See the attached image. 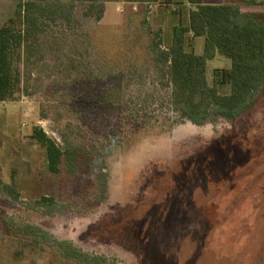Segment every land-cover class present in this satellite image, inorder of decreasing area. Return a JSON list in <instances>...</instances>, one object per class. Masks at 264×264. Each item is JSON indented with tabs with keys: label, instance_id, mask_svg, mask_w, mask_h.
Listing matches in <instances>:
<instances>
[{
	"label": "rangeland",
	"instance_id": "obj_1",
	"mask_svg": "<svg viewBox=\"0 0 264 264\" xmlns=\"http://www.w3.org/2000/svg\"><path fill=\"white\" fill-rule=\"evenodd\" d=\"M37 1L20 89L0 101V264H69L72 247L75 264H264V96L231 122L182 120L151 49L174 4ZM229 66L208 59V82ZM35 126L77 159L48 171Z\"/></svg>",
	"mask_w": 264,
	"mask_h": 264
},
{
	"label": "trees",
	"instance_id": "obj_2",
	"mask_svg": "<svg viewBox=\"0 0 264 264\" xmlns=\"http://www.w3.org/2000/svg\"><path fill=\"white\" fill-rule=\"evenodd\" d=\"M186 1L190 4L188 21L173 27L172 41L167 49L160 47L159 33H154L151 42L154 59L161 64L162 73L171 84V102L182 120L199 125L234 121L247 114L257 99L264 96V10L256 7L260 0H245V4H253L251 7L239 3ZM43 6L35 0L21 1L16 15H22L24 27H16L13 18L0 26V101L13 98L20 89V48L36 35L40 16L37 14L44 12ZM188 31L194 36H203L201 54L186 49L189 42L185 33ZM216 54L228 57L230 66L214 68L210 84L206 63ZM223 85L228 87L227 92L220 91ZM31 136L45 151L48 171L58 173L63 161L73 163L77 159L76 150L65 151L40 127H33ZM3 186L14 188L13 185ZM44 199L53 200L52 197ZM32 231L39 234L36 229ZM65 252L76 261L81 256L75 247ZM103 258L92 256L82 261L84 264H107Z\"/></svg>",
	"mask_w": 264,
	"mask_h": 264
},
{
	"label": "crops",
	"instance_id": "obj_3",
	"mask_svg": "<svg viewBox=\"0 0 264 264\" xmlns=\"http://www.w3.org/2000/svg\"><path fill=\"white\" fill-rule=\"evenodd\" d=\"M21 1H25V0H0V26L5 24L6 21H8V19L12 17L14 13H16L18 9V5ZM164 1L171 3V5L174 4L175 13H176V15L173 16L174 19L170 20L169 22L164 21L162 15H164L165 12L163 9H160V7L156 8L154 13V18L159 28L161 29L162 40L165 43V45L168 46L169 44H171L172 41L173 27L178 24L185 25L187 23L190 4L186 0H164ZM204 1L208 3H239L245 7L246 5L247 6L253 5V4H245V0H204ZM185 38L186 41L189 42V44L186 45V49H192L194 52H196L195 39L201 38L202 39L201 53L203 52V42H204L203 36H194L190 31H188L185 33Z\"/></svg>",
	"mask_w": 264,
	"mask_h": 264
},
{
	"label": "built area",
	"instance_id": "obj_4",
	"mask_svg": "<svg viewBox=\"0 0 264 264\" xmlns=\"http://www.w3.org/2000/svg\"><path fill=\"white\" fill-rule=\"evenodd\" d=\"M172 9H175V7L173 6V8ZM165 49H167V47H164Z\"/></svg>",
	"mask_w": 264,
	"mask_h": 264
}]
</instances>
